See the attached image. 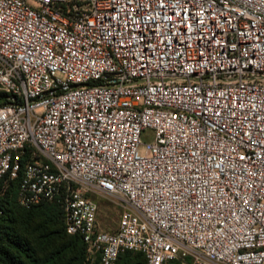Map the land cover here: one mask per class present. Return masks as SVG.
Returning <instances> with one entry per match:
<instances>
[{
	"label": "built area",
	"instance_id": "2783aa9c",
	"mask_svg": "<svg viewBox=\"0 0 264 264\" xmlns=\"http://www.w3.org/2000/svg\"><path fill=\"white\" fill-rule=\"evenodd\" d=\"M0 90V180L89 259L264 264V0H0Z\"/></svg>",
	"mask_w": 264,
	"mask_h": 264
},
{
	"label": "trees",
	"instance_id": "16d2710c",
	"mask_svg": "<svg viewBox=\"0 0 264 264\" xmlns=\"http://www.w3.org/2000/svg\"><path fill=\"white\" fill-rule=\"evenodd\" d=\"M3 104L6 99L0 93ZM0 180V264H86V248L77 234L66 231L64 209L55 201L23 207L17 202L18 179ZM45 210L51 211L47 212ZM43 211L47 212L44 213ZM132 251L119 255L124 264Z\"/></svg>",
	"mask_w": 264,
	"mask_h": 264
},
{
	"label": "rangeland",
	"instance_id": "374dc122",
	"mask_svg": "<svg viewBox=\"0 0 264 264\" xmlns=\"http://www.w3.org/2000/svg\"><path fill=\"white\" fill-rule=\"evenodd\" d=\"M3 92L0 90V93ZM6 99V97H5ZM3 102V99L0 97V103ZM143 141H151L153 139V131L148 129L144 131L142 135ZM7 180L3 182V187H6ZM92 197L95 199L97 205H98V214L97 219L100 227L106 230H113L116 226V222L118 219V208L114 205V203L111 201L109 197L106 195H102L100 193L93 194ZM18 202V201H17ZM47 212H51L48 210H45ZM43 211L48 215L47 212ZM131 256L129 257V260L132 262H143V258L141 259L139 257V253L133 252L130 253ZM86 264H98L96 259H89L87 257V254L85 255ZM117 264H124V258L118 259Z\"/></svg>",
	"mask_w": 264,
	"mask_h": 264
}]
</instances>
